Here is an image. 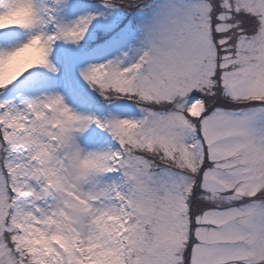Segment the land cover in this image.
I'll use <instances>...</instances> for the list:
<instances>
[{
  "label": "snow or ice",
  "instance_id": "1",
  "mask_svg": "<svg viewBox=\"0 0 264 264\" xmlns=\"http://www.w3.org/2000/svg\"><path fill=\"white\" fill-rule=\"evenodd\" d=\"M0 264H264V0H0Z\"/></svg>",
  "mask_w": 264,
  "mask_h": 264
}]
</instances>
